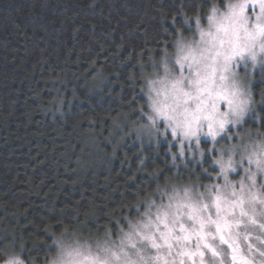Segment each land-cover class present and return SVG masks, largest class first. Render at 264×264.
<instances>
[{
	"label": "clouds",
	"instance_id": "1",
	"mask_svg": "<svg viewBox=\"0 0 264 264\" xmlns=\"http://www.w3.org/2000/svg\"><path fill=\"white\" fill-rule=\"evenodd\" d=\"M167 2V40L119 62L133 65L135 95L117 98L111 152L97 161L111 167L131 142L123 159L143 185L103 212L94 201L66 218L50 209L56 218L36 230L46 239L12 226L26 213L0 202V264H264V0ZM108 79L97 69L89 92ZM72 97L58 89L43 111L63 118Z\"/></svg>",
	"mask_w": 264,
	"mask_h": 264
},
{
	"label": "trees",
	"instance_id": "2",
	"mask_svg": "<svg viewBox=\"0 0 264 264\" xmlns=\"http://www.w3.org/2000/svg\"><path fill=\"white\" fill-rule=\"evenodd\" d=\"M173 12L167 0H0V202L26 213L12 226L46 239L36 230L56 218L50 209L66 218L94 201L103 212L143 185L141 176L130 182L134 158L131 169L123 159L133 157L131 142L111 167L97 161L111 152L106 140L117 98L126 103L135 95L125 79L133 65L121 69L120 60L145 42L166 41L158 21ZM168 32L174 34L171 25ZM122 36L130 43L118 51ZM97 69L109 79L90 93ZM58 75L65 87L52 84ZM58 89L68 100L75 89L78 99L53 119L43 109Z\"/></svg>",
	"mask_w": 264,
	"mask_h": 264
}]
</instances>
